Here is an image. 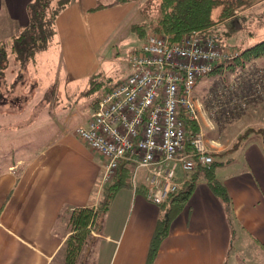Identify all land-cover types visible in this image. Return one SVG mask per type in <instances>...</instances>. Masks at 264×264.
Wrapping results in <instances>:
<instances>
[{
	"label": "crops",
	"instance_id": "obj_1",
	"mask_svg": "<svg viewBox=\"0 0 264 264\" xmlns=\"http://www.w3.org/2000/svg\"><path fill=\"white\" fill-rule=\"evenodd\" d=\"M33 1L0 0V41H10L28 27V6ZM108 2L71 0L68 9H62L55 18L51 42L59 37L64 45L63 72L57 79L61 88L49 93L46 88L43 94L33 92V102H37L33 105V130L43 123L52 137L38 148L33 146V151L13 141L2 147L6 144L4 139L0 141V151L8 150L0 153V264H64L71 211L95 207L107 185L102 182L105 159L78 137L76 129L89 120L102 88L110 87L97 81L101 61L112 59L108 39L118 37L124 25L129 32L137 29L141 33L135 25L145 21L135 2ZM99 5L111 8L95 11ZM132 43L129 55L143 42ZM8 50L14 70L18 59ZM36 61L35 55L29 61L32 67ZM263 62L264 57L251 61L245 82L234 81L231 86L235 88L226 98L234 96V91L238 97L250 92L256 74L264 69ZM7 66L0 75L2 84L9 78ZM10 77L18 84L19 73ZM204 78L193 93L201 120H205L207 107L210 111L212 107L210 100L206 98L209 104H205L203 99L205 83L217 80L206 82ZM49 104V115L43 119V107ZM239 112L226 107L215 115V124L204 126L213 160L221 162L214 176L227 201L200 172L196 180H192L193 173L184 184H191L192 192L182 208L171 210L166 202L153 204L146 199L145 171L138 172L133 186L130 163L124 161L127 166L121 164L115 177L124 185L112 198L100 230L92 233V264H147L157 223L168 212L167 236L151 264H264V143L255 131L236 145L244 129L234 132L230 127L240 125ZM219 116L234 121L227 123L221 135L216 128ZM252 128L264 129V122ZM187 129L189 133L188 125Z\"/></svg>",
	"mask_w": 264,
	"mask_h": 264
},
{
	"label": "built area",
	"instance_id": "obj_2",
	"mask_svg": "<svg viewBox=\"0 0 264 264\" xmlns=\"http://www.w3.org/2000/svg\"><path fill=\"white\" fill-rule=\"evenodd\" d=\"M238 51L224 48L216 36L194 30L170 41L148 34L127 58L132 72L98 94L78 137L98 152L105 165L102 182L116 176L126 161L131 183L144 170L146 199L157 205L180 191L197 167H208L213 156L201 131L190 135L189 122H199L196 84L216 65L236 59ZM264 96V69L248 98L232 105L244 107L250 98Z\"/></svg>",
	"mask_w": 264,
	"mask_h": 264
},
{
	"label": "rangeland",
	"instance_id": "obj_3",
	"mask_svg": "<svg viewBox=\"0 0 264 264\" xmlns=\"http://www.w3.org/2000/svg\"><path fill=\"white\" fill-rule=\"evenodd\" d=\"M109 1L114 2L116 0ZM225 1L231 3L232 5L236 4L237 2L240 5L233 7L230 17L218 21L207 30L201 31L205 34L216 36L224 48L233 49L236 51L239 50L240 52L263 40L264 0ZM70 2L71 0H50L49 9H47V15L55 12L58 4H63L64 7L62 9L67 10L70 6ZM110 2L106 4H110ZM123 2H135L139 9H141L140 11H142L143 15L145 16V21L141 24L137 23L135 26H137L138 29L139 26H142L143 32L138 33L136 32L137 29H133L131 32H129L127 25H124L118 32V37H112L111 39H108L109 42L107 44V48L108 51L112 53V59H103L101 61L97 78V81H100L103 85H115L119 81L126 79L132 72L130 66L128 65L127 58L130 51H132L133 41L135 43H140L141 41L144 42L146 38H144L146 32H148V34H158L169 39L167 35L152 31V28H150V22L157 16L156 9L158 0H125ZM100 8L109 9L111 7H102V5H99L95 11L100 10ZM58 13L59 12H57V14ZM54 40L55 41H53V44L51 40H49V42L46 41L47 47L45 50L36 54L37 61L33 67L29 62L30 59L27 57L23 63L22 61L18 60L14 65L13 70V61L9 53L6 62V64L10 66L7 71L9 78L7 77L5 79L4 84H2L0 81V141L4 139L3 142L6 144L2 147L12 145L11 141H13L18 145H21L23 148H26V150L33 151V146L38 148L52 137V133L47 131V128L45 127L46 125L44 126L43 123L37 124L36 128L33 130V105L37 103L33 102V92L36 94H43L45 93L46 88H49L47 91L48 93L61 88V84L57 82V79L60 75H62L63 72L61 53L64 50V45L63 40L61 43V38L56 37ZM49 48L50 50H48ZM249 63H251V61L245 63V65L241 67L237 63L233 64V62H225L223 66L219 67L218 71L204 78L206 82L217 79L216 81L205 83L206 87H204L206 89L203 96V99H205L204 102L206 104L210 100L212 107L211 111L210 108L207 107L206 111L208 109L209 110L206 114H204L205 120H201L200 118L197 125L199 131L203 133L205 139L206 131L204 126L210 128L211 122L214 123V118L217 117L215 115L220 114L221 111L230 106L236 110H239L240 116L242 115L240 120H238L240 125L233 124L230 127L234 132H236L235 130L237 129H244L242 133L248 129L253 130V132H258L259 130L264 131V129L259 128L255 130L252 128L258 127L262 122H264V98H250L245 102L244 107H239L236 104L232 105V103L234 104L235 101L242 100L243 98L247 99L252 92L254 83L252 84L250 92H247V94L244 95L245 97H238V92L234 91V96L226 98L227 94L233 92L232 88L233 90L235 88L231 86L234 84V81L245 82L244 80L246 77H248L247 74L251 73L250 67L252 65ZM16 73L20 74V79L17 80L19 85L14 84L15 81H13L12 77H10ZM206 98L208 99V102ZM49 112L50 104L49 107H43V111L41 113L42 118L45 119L44 117L49 115ZM233 122L228 121L227 116H219L216 122V128L220 131L219 135H221V132L227 123L232 124ZM242 133H240L239 136ZM13 135H16L17 137L14 138ZM7 151L8 150L6 149L4 152L0 151V153H7ZM110 183L111 182L105 184L108 185ZM92 235L93 234H91L90 239L91 242L89 241L90 244H88L80 253L77 264H84L86 260L89 261L87 264H92L90 254L91 251H89L93 245Z\"/></svg>",
	"mask_w": 264,
	"mask_h": 264
},
{
	"label": "trees",
	"instance_id": "obj_4",
	"mask_svg": "<svg viewBox=\"0 0 264 264\" xmlns=\"http://www.w3.org/2000/svg\"><path fill=\"white\" fill-rule=\"evenodd\" d=\"M49 2L50 0H34L28 6L30 16L28 27L17 36H14L10 41H0V75L7 66L8 48H10V51L22 63L25 62L27 57L32 60L38 52L46 49V41L49 42L55 33L54 21L57 12H60L64 7L63 4H58L56 11L47 15ZM236 5L240 4L236 2V4L232 5L225 0H158L156 9L157 16L150 22V28H152V31L167 35L170 41H176L185 33L194 30H207L218 21L230 17L233 7ZM139 29L143 30L142 26H139ZM261 57H264V39L244 49L242 52L238 50L236 59L227 62L237 63L243 67L245 63ZM188 127H190V135L198 132L196 122L188 123ZM258 132L264 143V131L259 130ZM251 133H253L251 129L242 133L237 138L236 145L246 140ZM212 156L214 157L213 154ZM220 164L221 162L213 160L208 167H197L192 180H196L200 172L204 173L211 188L226 202V194L214 176V170ZM123 165L121 166L123 167ZM125 165L127 166V164ZM126 170L128 171L129 168L127 167ZM115 177L113 180L115 179L116 181L106 185L103 189L100 201L95 207L77 208L71 211L69 215L70 235L65 242L66 260L64 264H77L80 253L91 242L92 232L100 230L104 215L112 198L118 189L124 185L121 184L120 177L117 179ZM191 192V184L186 187L184 186L180 191L170 194L166 203L170 204L171 210H179L186 204ZM170 219L171 216L168 212L167 216L162 217L158 221L157 228L151 240L147 264L152 263L161 241L167 236Z\"/></svg>",
	"mask_w": 264,
	"mask_h": 264
}]
</instances>
